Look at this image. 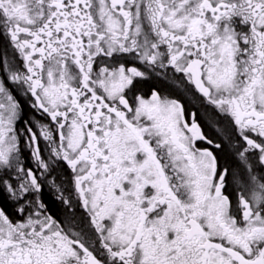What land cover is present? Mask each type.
<instances>
[{
  "label": "snow or ice",
  "instance_id": "6c2138e0",
  "mask_svg": "<svg viewBox=\"0 0 264 264\" xmlns=\"http://www.w3.org/2000/svg\"><path fill=\"white\" fill-rule=\"evenodd\" d=\"M0 41V264H264V0H0Z\"/></svg>",
  "mask_w": 264,
  "mask_h": 264
},
{
  "label": "flooded vegetation",
  "instance_id": "af4514ba",
  "mask_svg": "<svg viewBox=\"0 0 264 264\" xmlns=\"http://www.w3.org/2000/svg\"><path fill=\"white\" fill-rule=\"evenodd\" d=\"M3 43H4L3 41H0V45H2ZM153 84H155L156 87L160 89L163 93L170 94L176 98H179L183 102L186 111L197 112L200 115H202L200 119V124L204 131V134L208 136L210 139L216 142H221L225 145L224 148L217 153L218 157L220 158L221 164L233 165V166L236 165L237 163L236 159L233 155V151L231 147L227 144L226 137L219 134L216 131L215 127L209 123V118L213 110L210 108V106L203 103V99L202 97H200L198 93L192 90L191 87L188 85L181 84L180 87H176L169 81H158L155 79L148 81L145 84V86L141 89L142 93L147 96L149 94V89ZM16 95L17 98L21 101L22 109H23L21 114V120L17 123V128L20 129L21 132H23V129L27 126L26 122L28 121L34 123L39 119L41 122H44V118L38 116V114L35 113V110L30 107L26 99L23 97L22 93L17 91ZM222 127H224L226 132H231V129L228 128L226 123H223ZM25 140L26 137L24 135H21L20 147L22 149V155H21L22 162L27 167L35 168V163L30 156V152L26 146ZM197 146L200 148L209 147V145H207L203 141H197ZM41 148L43 149L44 156L47 157L48 148L46 147L43 141H41ZM57 175L62 178L64 186L66 188H70L71 174L68 171V169L62 168L58 170ZM228 192L232 196L233 201H235L234 186L230 185L228 188ZM67 194L68 193L65 192V195ZM42 198H43V202L47 205L48 213L53 215L57 219H62L65 210L61 205V203L59 202V200L57 199L55 191L45 186ZM0 207L5 208V210L9 213V215L12 216L13 219H16L12 202L8 200L7 196L3 193H0ZM76 212L78 218L84 215L83 210L80 208H77Z\"/></svg>",
  "mask_w": 264,
  "mask_h": 264
},
{
  "label": "bare ground",
  "instance_id": "6f19581e",
  "mask_svg": "<svg viewBox=\"0 0 264 264\" xmlns=\"http://www.w3.org/2000/svg\"><path fill=\"white\" fill-rule=\"evenodd\" d=\"M202 116V115H201Z\"/></svg>",
  "mask_w": 264,
  "mask_h": 264
},
{
  "label": "trees",
  "instance_id": "16d2710c",
  "mask_svg": "<svg viewBox=\"0 0 264 264\" xmlns=\"http://www.w3.org/2000/svg\"><path fill=\"white\" fill-rule=\"evenodd\" d=\"M54 203V202H53Z\"/></svg>",
  "mask_w": 264,
  "mask_h": 264
}]
</instances>
